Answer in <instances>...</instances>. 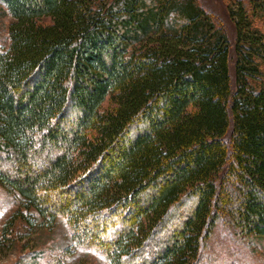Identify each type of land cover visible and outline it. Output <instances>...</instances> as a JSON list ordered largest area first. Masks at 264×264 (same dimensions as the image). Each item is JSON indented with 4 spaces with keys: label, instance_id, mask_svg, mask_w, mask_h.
Listing matches in <instances>:
<instances>
[{
    "label": "trees",
    "instance_id": "1",
    "mask_svg": "<svg viewBox=\"0 0 264 264\" xmlns=\"http://www.w3.org/2000/svg\"><path fill=\"white\" fill-rule=\"evenodd\" d=\"M0 3L17 220L63 218L110 264H206L217 235L264 238V0H232L235 35L202 0Z\"/></svg>",
    "mask_w": 264,
    "mask_h": 264
},
{
    "label": "rangeland",
    "instance_id": "2",
    "mask_svg": "<svg viewBox=\"0 0 264 264\" xmlns=\"http://www.w3.org/2000/svg\"><path fill=\"white\" fill-rule=\"evenodd\" d=\"M218 21L234 34L229 20L228 7L232 0H202ZM238 8V7H235ZM13 19L0 3V47L10 45V26ZM256 25L264 30V20H256ZM20 203L12 202L0 187V264H46L43 258L67 253L62 264H110L109 258L95 247L76 248L72 232L63 218H59L51 228L32 230L17 220ZM11 235L6 237V226ZM209 252L206 264H264V238L236 239L228 241L217 235ZM63 256V255H62ZM46 259V258H45ZM47 261V260H46Z\"/></svg>",
    "mask_w": 264,
    "mask_h": 264
}]
</instances>
